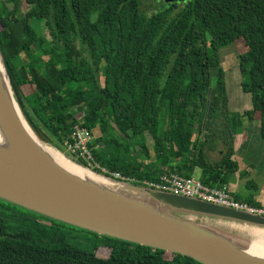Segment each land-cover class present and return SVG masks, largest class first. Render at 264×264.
Returning a JSON list of instances; mask_svg holds the SVG:
<instances>
[{
  "label": "trees",
  "instance_id": "1",
  "mask_svg": "<svg viewBox=\"0 0 264 264\" xmlns=\"http://www.w3.org/2000/svg\"><path fill=\"white\" fill-rule=\"evenodd\" d=\"M163 2L148 15L142 0H0V47L26 111L62 149L79 125L111 172L151 182L199 169L204 185L222 187L238 170L241 118L259 113L264 139V0ZM233 44L244 46L241 88L253 105L242 116L231 115L220 57ZM3 202L16 210L0 205V264H204Z\"/></svg>",
  "mask_w": 264,
  "mask_h": 264
},
{
  "label": "water",
  "instance_id": "2",
  "mask_svg": "<svg viewBox=\"0 0 264 264\" xmlns=\"http://www.w3.org/2000/svg\"><path fill=\"white\" fill-rule=\"evenodd\" d=\"M180 1L165 0L167 4ZM0 56L7 86L6 91L0 75V116L23 152L19 161L0 157L1 199L73 227L187 256L204 264H264V258L248 252L253 242L264 237L232 235L213 223L264 229V216L119 181L88 168L66 155L64 149L56 150L42 142L36 134L40 129L26 111L25 102L19 107L15 100L10 83L14 78L1 47ZM50 143L55 145L51 140ZM50 152H57L132 194L105 190L66 173L53 162Z\"/></svg>",
  "mask_w": 264,
  "mask_h": 264
},
{
  "label": "crops",
  "instance_id": "3",
  "mask_svg": "<svg viewBox=\"0 0 264 264\" xmlns=\"http://www.w3.org/2000/svg\"><path fill=\"white\" fill-rule=\"evenodd\" d=\"M239 75V77H238ZM238 87L234 85V93L230 94L229 85V106L230 111L244 113L252 109L251 95L245 94L241 88V74L236 75ZM243 115V114H242ZM261 117L255 113L253 119L241 118V126L235 138L234 159L238 165V170L231 176H225L232 195L240 201L250 202L253 206L264 208V139L260 130ZM210 121L204 127L206 133ZM238 131V129H237ZM223 146H219L215 152H210L211 158L219 160L223 155ZM193 177L200 179L201 170H195Z\"/></svg>",
  "mask_w": 264,
  "mask_h": 264
},
{
  "label": "built area",
  "instance_id": "4",
  "mask_svg": "<svg viewBox=\"0 0 264 264\" xmlns=\"http://www.w3.org/2000/svg\"><path fill=\"white\" fill-rule=\"evenodd\" d=\"M94 137L92 132L84 127L77 125L72 132L71 140H66L64 148L66 152L81 161L88 168L104 175L110 176L116 180L149 187L173 193L178 196L195 198L216 205L246 211L264 216V208L253 206L245 201L237 200L231 193L228 185L222 187H209L195 177H184L167 169V172L159 177L157 181H142L126 177L117 172H111L101 166L96 161L92 145ZM99 148V146L97 147Z\"/></svg>",
  "mask_w": 264,
  "mask_h": 264
},
{
  "label": "rangeland",
  "instance_id": "5",
  "mask_svg": "<svg viewBox=\"0 0 264 264\" xmlns=\"http://www.w3.org/2000/svg\"><path fill=\"white\" fill-rule=\"evenodd\" d=\"M163 1L164 0H142V10L145 13H147L148 15H151L152 13L156 12L157 9H159V8H161L163 6V4H164ZM34 24L36 26L38 36L43 35L46 38L49 37V32H48L47 26H46V24L44 22H42V23H36V21H35ZM243 51H244V46L243 45H240V44H233V45H231V46H229L227 48L221 49V51H220V57L222 58V64L224 66L223 68L225 70H227V73H228L227 75H228V78L229 79H228L227 83L229 85V92H230V94H233L234 93V85H237L236 83H238V79H236V75L238 73H240L241 74V78L243 76L242 73H241V71L239 70V66H240L239 65V56H240L241 53H243ZM238 77H239V75H238ZM211 78H212L211 79L212 80V88L210 90V97L209 98L212 100V96L214 94V87H215V83H216V71H212ZM10 83H11V87L13 86V89H14V90L12 89L13 93L16 94L14 96H15V100H16L18 106L19 107H23V102H24L23 101V97L21 95H19L18 88H17V86L15 84V81L12 79ZM235 87L237 88L238 85L235 86ZM233 114H235V112L234 113L231 112V115H233ZM242 114L243 113H240L241 116H242ZM164 116H165V112L162 114V117H161V120H160V128L161 129L164 128V124H165L164 123ZM25 121L27 123H29L28 122L29 121L28 118H25ZM231 121L234 123L235 122V119L233 118V119H231ZM239 128L240 127H238L237 133L239 132ZM36 134L39 137V139L42 142H44L46 145H50L52 148H54L56 150H57V147L61 149V147L58 146V145H56L55 143H54L55 145L53 146L50 143V139L47 138L46 135L43 134L40 130L37 131ZM68 154L69 153L67 151L66 152V155H68ZM1 200H0V205H3V206H5V207H7V208H9V209H11L13 211L16 210L14 206L9 205V204L3 202L5 200H3V201H1ZM23 209L24 208L17 209V210L19 212H25V209L24 210ZM213 223L216 224L219 227H222L223 230H225L227 232L233 233L232 235H234V234L244 235L248 239H252L254 236L264 237V234H263L264 233V229H258V228H252V227H245V226H237V225H234V224H231V223H228L227 224L226 222H220L221 224L218 223V222H213ZM100 256H103V255H100Z\"/></svg>",
  "mask_w": 264,
  "mask_h": 264
},
{
  "label": "bare ground",
  "instance_id": "6",
  "mask_svg": "<svg viewBox=\"0 0 264 264\" xmlns=\"http://www.w3.org/2000/svg\"><path fill=\"white\" fill-rule=\"evenodd\" d=\"M0 75L4 80V87L7 91V86L5 83V72L4 68L2 66V59L0 56ZM36 142L41 145V147L48 151L47 148H45L36 138L34 135H32ZM53 160V162L60 167L62 170H64L66 173L85 181L86 183L98 186L102 189L109 190L118 194L128 193L132 194L131 191L126 189L125 187L121 185L114 184L113 182L106 180L104 178H101L83 168L78 167L71 161L67 160L63 156L59 155L57 152H50ZM0 157H11L14 161H19L23 158V152L13 139L11 133L6 128V125L4 124L1 116H0ZM142 198L143 195H138ZM263 233V232H262ZM253 234V233H252ZM251 234V235H252ZM264 234V233H263ZM244 236V235H243ZM250 254L264 258V240H258L257 242H253L251 246L249 247Z\"/></svg>",
  "mask_w": 264,
  "mask_h": 264
}]
</instances>
